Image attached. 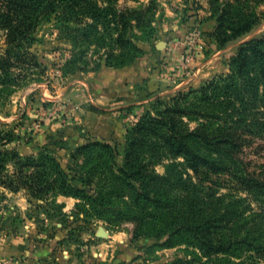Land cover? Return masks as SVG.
Wrapping results in <instances>:
<instances>
[{
    "label": "trees",
    "instance_id": "16d2710c",
    "mask_svg": "<svg viewBox=\"0 0 264 264\" xmlns=\"http://www.w3.org/2000/svg\"><path fill=\"white\" fill-rule=\"evenodd\" d=\"M117 2L0 0V38L5 43L0 48V95L24 85L42 66L31 47L39 25L53 16L74 39L110 45L107 66H125L141 57L144 50L132 32L152 31L153 6L119 10ZM229 13L223 10L213 32L221 48L255 24L252 17L228 18ZM230 68L226 76L198 90L179 91L171 101L157 97L156 107L128 128L122 164L117 146L105 141L75 150L72 158H82L81 170L64 169L50 153L22 155L7 147L8 141L0 142V185L14 192L25 189L38 199L73 196L85 216L132 222L135 239L148 237L161 248L191 250L189 258L172 264H246L243 255L260 263L264 162L253 167L243 152L264 139V35L238 45ZM166 161L165 173L157 172L156 166ZM77 180L81 186L73 183ZM222 186L232 192H220Z\"/></svg>",
    "mask_w": 264,
    "mask_h": 264
},
{
    "label": "rangeland",
    "instance_id": "374dc122",
    "mask_svg": "<svg viewBox=\"0 0 264 264\" xmlns=\"http://www.w3.org/2000/svg\"><path fill=\"white\" fill-rule=\"evenodd\" d=\"M150 4L152 31L132 32L144 53L119 67L106 65L110 45L74 39L55 16L43 21L31 47L42 66L28 75L26 84L0 95V142L8 141L7 147L22 155L50 153L64 169L79 170L83 161L72 158L75 150L105 141L117 146L122 164L128 128L156 107L157 97L168 102L179 91L198 90L226 76L237 46L264 35V0H118L117 8L145 9ZM224 9L228 18L249 16L255 24L221 48L213 32ZM130 104L131 109H123ZM243 157L253 167L264 162V139L245 147ZM166 165H157V172L165 173ZM8 168L12 171V164ZM73 183L81 186L79 180ZM227 186L220 192H232ZM78 202L62 194L38 199L25 189L14 192L0 185V264H172L190 257L186 246L161 248L154 239H135L132 222L85 216ZM101 228L106 236L98 235ZM242 259L264 264L244 255Z\"/></svg>",
    "mask_w": 264,
    "mask_h": 264
},
{
    "label": "water",
    "instance_id": "95a60500",
    "mask_svg": "<svg viewBox=\"0 0 264 264\" xmlns=\"http://www.w3.org/2000/svg\"><path fill=\"white\" fill-rule=\"evenodd\" d=\"M249 39V38H248ZM246 40V39H245ZM98 235H100V236H106V231L104 230V229H99V231H98Z\"/></svg>",
    "mask_w": 264,
    "mask_h": 264
},
{
    "label": "crops",
    "instance_id": "0c3cea01",
    "mask_svg": "<svg viewBox=\"0 0 264 264\" xmlns=\"http://www.w3.org/2000/svg\"><path fill=\"white\" fill-rule=\"evenodd\" d=\"M213 29V26H212V28H211V30ZM215 55V54H214ZM214 59H210V61L209 62H211V61H213ZM209 62H207L205 65H207Z\"/></svg>",
    "mask_w": 264,
    "mask_h": 264
}]
</instances>
